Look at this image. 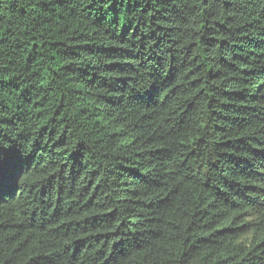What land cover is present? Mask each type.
<instances>
[{"label":"trees","instance_id":"trees-1","mask_svg":"<svg viewBox=\"0 0 264 264\" xmlns=\"http://www.w3.org/2000/svg\"><path fill=\"white\" fill-rule=\"evenodd\" d=\"M0 264H264V0H0Z\"/></svg>","mask_w":264,"mask_h":264}]
</instances>
